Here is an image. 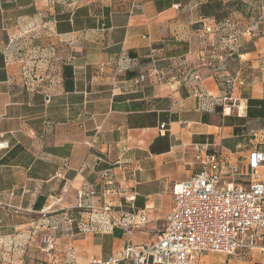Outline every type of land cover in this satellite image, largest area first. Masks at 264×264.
Masks as SVG:
<instances>
[{"label": "crops", "instance_id": "0c3cea01", "mask_svg": "<svg viewBox=\"0 0 264 264\" xmlns=\"http://www.w3.org/2000/svg\"><path fill=\"white\" fill-rule=\"evenodd\" d=\"M207 1L159 13L153 0H0V264H133L122 253L158 242L174 186L199 170L195 144L236 156L264 147V119L240 136L224 125L247 116L249 98L264 99V0H242L258 22L242 14L237 25L251 27L234 40L229 17H202ZM239 71L245 116L216 102ZM106 168L123 193L79 206L82 192L100 194ZM105 204L132 224L130 236L96 220ZM197 264H264V252Z\"/></svg>", "mask_w": 264, "mask_h": 264}, {"label": "built area", "instance_id": "2783aa9c", "mask_svg": "<svg viewBox=\"0 0 264 264\" xmlns=\"http://www.w3.org/2000/svg\"><path fill=\"white\" fill-rule=\"evenodd\" d=\"M132 8H140L139 3L134 1ZM139 81H145V77L141 76ZM223 85L226 93L216 100L217 104L224 111L237 108L239 116H245L235 96L247 86L245 78H227ZM193 147L199 170L174 186L173 211L158 242L144 246L130 244L122 253V260H131L133 264H197L209 254L244 257L254 251L264 252V147H253L246 156L212 151L213 145L209 142ZM0 148H8V143L0 142ZM98 177L100 194L96 187L82 192L80 198L84 203L79 206L91 208L97 197L123 193L111 169L100 171ZM126 200L132 203L134 195ZM96 216L97 221L105 222L111 229H120L127 236L132 234V224L111 204H105ZM82 227L85 232L95 231L89 226ZM43 243L44 251L54 256L55 240L44 236ZM94 263L118 264L113 258L105 263L94 260Z\"/></svg>", "mask_w": 264, "mask_h": 264}, {"label": "trees", "instance_id": "16d2710c", "mask_svg": "<svg viewBox=\"0 0 264 264\" xmlns=\"http://www.w3.org/2000/svg\"><path fill=\"white\" fill-rule=\"evenodd\" d=\"M188 1L190 0H153L159 13L172 8L174 4H181L182 2L186 3ZM237 1L239 0H228L227 2L224 0H208L201 5V15L203 18H214L217 22H220L227 19L233 9L239 11L240 8L235 7ZM130 56L133 57L134 52L131 51ZM254 119H264V99L256 100L249 98L247 116L245 118L225 117L224 125L233 127L235 135L240 136L244 131H246L247 123ZM40 207L41 206L39 205L37 206L38 209ZM114 234L116 237L123 236V232L119 231V229H115Z\"/></svg>", "mask_w": 264, "mask_h": 264}, {"label": "rangeland", "instance_id": "374dc122", "mask_svg": "<svg viewBox=\"0 0 264 264\" xmlns=\"http://www.w3.org/2000/svg\"><path fill=\"white\" fill-rule=\"evenodd\" d=\"M224 1L227 2L228 0H224ZM252 2H257V0H252ZM245 5L246 4L242 0H239L236 2L235 7L240 8V9H239V11L236 9H233L231 15L228 18L229 19L228 22H230V23H228L229 26L225 27V28H227V32H225L227 40L228 39L234 40V38L236 36H239L242 33H244L246 27H251L250 24H249V26L243 25V24L237 25L238 22H241L242 20H244V17L241 16L242 14L243 15L248 14V17H249L248 19L252 18L251 20L255 21V23L258 22V11L256 10L254 13H251V12L248 13L247 10H245ZM225 23L227 24V22H225ZM233 24H234V27H231ZM227 52H229V51H227ZM238 73L239 74H231V75H229V77L230 78L237 77V76L242 77V74H240L241 72L239 71ZM227 78H228V76H227ZM258 141H259V143L256 144L258 146L260 144L264 143V133L262 134V136L259 137ZM42 243H43V238H42ZM46 254H48V253H46Z\"/></svg>", "mask_w": 264, "mask_h": 264}]
</instances>
